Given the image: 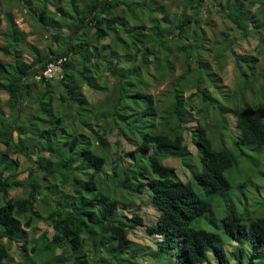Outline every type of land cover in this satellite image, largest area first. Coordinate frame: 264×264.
<instances>
[{"label": "trees", "instance_id": "1", "mask_svg": "<svg viewBox=\"0 0 264 264\" xmlns=\"http://www.w3.org/2000/svg\"><path fill=\"white\" fill-rule=\"evenodd\" d=\"M102 1L70 0L74 12L48 20L46 15L55 13L53 0H0V28L6 23L0 53L11 59H0V91L8 95L10 111L6 118L0 104L5 147L0 152V264H137L140 257L151 264H207L210 254L217 264L264 261V216L251 219L247 199L238 206L224 197L222 231L231 240L226 247L217 233L193 227L212 211L211 204L164 164L180 158L206 197L230 194L234 186L227 171L237 167L246 149L264 151V72L255 73L258 58L237 54V41L228 33L222 47L216 41L212 48L201 27L211 26L205 10H216L214 0H183L173 23L166 0ZM17 5L30 12L37 8V15L31 12L35 22L51 33L48 51L27 41L29 34L15 21ZM219 7L242 39L257 38L263 53L264 0H226ZM206 41H211L208 56L216 52L218 71L233 55L234 91H225L203 57ZM50 55L31 76L37 62ZM59 58L64 59L60 77H41ZM177 65L182 74L175 77ZM166 81L168 90L155 98L150 89ZM84 86L106 91L104 99L92 101ZM19 105L22 114L9 135ZM228 114L235 116L234 128ZM193 120L195 127L189 125ZM219 123L220 131L213 132L210 125ZM187 134L196 154L188 148ZM124 144L133 149L126 151ZM16 189L25 196H10ZM146 189L158 212L149 226L139 215L120 211L122 205L133 207V197ZM42 219L53 234L34 238L25 228L34 229ZM139 227H146L153 247L130 239ZM19 243L15 261L13 247Z\"/></svg>", "mask_w": 264, "mask_h": 264}, {"label": "rangeland", "instance_id": "2", "mask_svg": "<svg viewBox=\"0 0 264 264\" xmlns=\"http://www.w3.org/2000/svg\"><path fill=\"white\" fill-rule=\"evenodd\" d=\"M70 0H53L52 4L50 5V10L55 13L49 12L46 15V19H57L62 15V12H74L71 10V8L68 7ZM217 3L216 10H214L212 13L208 14V10L206 11V17L210 19L211 26H203L201 27L202 32L208 38V40H212V48L214 42L218 41V46L222 47V42L225 39L223 36L224 33H228L231 39H234L237 41V44L233 47V50L240 55H247L252 58H258V62L255 65V73L257 76H260L262 72H264V52L259 53L258 51V40L255 36H250L249 39L244 40L240 37L239 34H237L234 30V28L231 26V24L225 19L223 16L222 10L219 7L220 2H224L226 0H214ZM243 1V0H240ZM183 0H176V2L173 3L171 0H166V3H170L171 7V14H170V22H174L175 19H178L181 10L179 9V5L182 4ZM81 3V1H80ZM79 3V4H80ZM83 5V0H82ZM35 6L38 8L39 3L35 4ZM32 7L31 12L37 15V8ZM58 7V8H57ZM82 7V6H80ZM66 8V9H65ZM42 9V8H41ZM38 8V11L41 10ZM63 10V11H62ZM31 12L27 8H22L21 6L17 5L13 9V13L15 15V21L17 22L19 28L29 34L27 41L32 44L33 46L37 47L38 50L45 52L49 50V46L47 44V38L48 36L51 37V33H47V31L41 27V25L37 24L31 14ZM75 16V15H73ZM88 24V23H87ZM168 28H171V26L168 24ZM6 29V23L3 21L2 27L0 28V45H5L6 40L1 35V32L5 31ZM64 34L69 33V30H63ZM207 42V41H206ZM211 41H208V47L205 46V52L203 54V57L208 60V62L211 64L213 71L216 73L214 76H217L221 81L225 88V91H234L237 87V80L238 75L235 67V61L234 57L229 51L228 53L231 54L228 61L223 64L222 71H218V62L215 59L216 58V52L211 51L212 54L208 56L210 48ZM0 59L4 62H11V59L4 56L0 53ZM26 59L28 61L32 60V56L30 54L26 55ZM182 74V69L180 65H177L175 77H178ZM220 75V76H218ZM107 74L103 75V80L101 81V85H104L106 82ZM37 80H39L37 78ZM114 82V78L109 79V85H112ZM169 82L166 81L163 84L154 85L150 89V93L155 97L159 98L162 97V94L166 92L169 88ZM213 91L214 89L211 88ZM84 92L87 95L88 98H90L92 101H98L102 100L105 97L106 91L103 90H97L92 91L88 86H84ZM187 95L190 94V91L186 93ZM250 94V93H248ZM251 98V97H250ZM8 95L5 92L0 91V104L1 108L3 109L5 113V117L9 118L10 111L9 107L7 105ZM197 101L193 103L196 110L194 111V114L196 115V111H198V107H196ZM213 115L214 113L211 112ZM234 115L228 114L227 118L229 121V127L234 128ZM215 123V122H213ZM190 126H196L197 123L195 120L191 121L189 123ZM220 123L216 126L215 124L210 125V128L213 130V132L220 131L219 128ZM116 137L113 136V138H110L111 141H116ZM186 139L188 141V148L190 152L193 154H196V148L190 143L191 139L189 135L187 134ZM229 146H231V141H228ZM125 150L130 151L133 149L130 145H125ZM5 147L3 145H0V152L4 151ZM248 150L247 155L239 159V163L237 167L227 171L226 176L228 179L233 183V190L230 192L228 196L225 194H221L218 196H215L213 198L206 197L204 194L203 189L197 185L193 179L191 172L188 168H186L182 160L180 158H170L164 161L165 165H170L175 169L177 177L182 179L184 182H191L194 190L197 192L198 195H200L205 200L209 201L211 204L212 211L204 215L203 217H200L196 219L193 222V227L205 229L210 232H215L220 237V240L222 243L225 244L227 247L228 243H231L230 237H228L223 231H222V220L225 216L226 208H225V198L228 197V199L232 200L236 205L242 206L241 200L247 199L249 203L248 210L249 215L251 219L256 218L260 215L264 216V151H257V150ZM24 178V175L22 176ZM246 185V189L244 186ZM248 185H250L248 187ZM242 187V188H241ZM147 189L146 191H143V195L137 194L135 197L136 204L133 205V207H130L128 210L124 209L125 207L122 205L120 207V211H124V215L131 217L134 215H139L146 225H152L155 223L158 212L155 210L153 205L151 204L148 195ZM246 196L244 197V195ZM129 196H133L134 194L128 193ZM10 196L16 197V196H25V193L22 189H16L10 192ZM246 202V201H245ZM27 231L31 232L32 236L34 238H38L41 236L44 232L48 233V236L51 237L53 234V229L48 225V222L44 219L40 220L36 227L34 229L25 228ZM146 227H139L136 230L131 232L130 239L135 242L137 246H151L153 247V239L147 235L145 232ZM22 243L15 244L13 247V257L15 258V261L19 260V255L16 254L17 248H20ZM232 249V248H231ZM248 252V249L246 250ZM66 253L65 250H58V254ZM210 262L207 264H217V262L211 258L212 255L210 254ZM91 258V257H89ZM246 260H248V256L246 257ZM137 264H151L148 259H145L143 257H140L137 259ZM33 264V263H30ZM245 264H248V261L245 262ZM255 264H264V261H261L260 259L255 262Z\"/></svg>", "mask_w": 264, "mask_h": 264}, {"label": "water", "instance_id": "3", "mask_svg": "<svg viewBox=\"0 0 264 264\" xmlns=\"http://www.w3.org/2000/svg\"><path fill=\"white\" fill-rule=\"evenodd\" d=\"M105 2H106V0H103L102 3H101V5H103ZM92 18H93V15H91L90 18H89L88 20H86L83 24L86 25L87 23L90 22V20H91ZM79 27H80V26H78V27L74 30V32H73L72 35H74V34L76 33V31L78 30ZM71 38H72V36L69 38V41L71 40ZM50 57H52V55L48 56L44 61H39V62H37L36 66H35V71L31 74V76H36L37 73H38V68H37V67H38L39 65H41L42 63H46ZM22 86H23V82H22ZM21 98H22V94H20L19 99H18V103H19V104H20V102H21ZM17 111H18V116H17V118H16V119L14 120V122H13V126H12V128H11V130H10V132H9V135H12V133L14 132V130H15V128H16V124H17V122H18V120H19V118H20V116H21V114H22V111H21V107H20V105L18 106Z\"/></svg>", "mask_w": 264, "mask_h": 264}, {"label": "built area", "instance_id": "4", "mask_svg": "<svg viewBox=\"0 0 264 264\" xmlns=\"http://www.w3.org/2000/svg\"><path fill=\"white\" fill-rule=\"evenodd\" d=\"M63 61V58H59V60L49 63L41 77L47 80L60 77L59 75L61 73V65ZM41 77L38 76L37 78L40 79Z\"/></svg>", "mask_w": 264, "mask_h": 264}]
</instances>
